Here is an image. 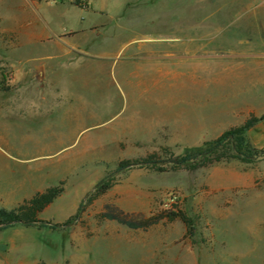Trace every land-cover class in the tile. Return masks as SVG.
<instances>
[{
	"label": "rangeland",
	"instance_id": "obj_1",
	"mask_svg": "<svg viewBox=\"0 0 264 264\" xmlns=\"http://www.w3.org/2000/svg\"><path fill=\"white\" fill-rule=\"evenodd\" d=\"M61 48L25 0H0V140L7 142L0 166L18 164L17 149L37 157L46 143L57 153L47 160L58 168L51 187L62 190L37 214L48 225L0 228V264H264V149L195 170L169 164L256 118L246 103L260 112L263 100L253 99L261 93L241 88L257 71L214 57L219 47L210 43L211 57L195 61L208 70L176 81L156 75L162 89L155 101L115 118L99 109V122L72 125L60 149L49 130L68 125L27 122L20 111L34 93L41 96L39 85L57 78L38 79L34 71L48 68L47 57ZM106 183L111 188L96 195ZM107 208L141 228L103 219Z\"/></svg>",
	"mask_w": 264,
	"mask_h": 264
},
{
	"label": "crops",
	"instance_id": "obj_2",
	"mask_svg": "<svg viewBox=\"0 0 264 264\" xmlns=\"http://www.w3.org/2000/svg\"><path fill=\"white\" fill-rule=\"evenodd\" d=\"M25 4L62 48L47 57L48 68L34 71L35 76L41 70V77L57 78L39 85L41 96L34 93L36 100L27 99L20 114L27 122L42 119L43 124L68 125L49 130L50 143L58 148L68 147L72 125L96 119L88 124H97L99 109L115 118L155 101L154 92L162 89L154 82L156 75H170L176 81L178 74L193 79L195 68L208 70L209 64L195 61L208 60L209 44L217 43L214 57L234 60L235 69L257 71L241 90L261 93L253 99L263 100L260 112L258 105L246 103L258 119L246 139L251 148L264 149V0H25ZM28 37L35 40L34 35ZM38 148V156L31 159L17 149L22 157L18 164L0 166V208L14 209L54 184L56 175L51 172L58 168L47 160L57 153L46 143ZM32 160L38 163L31 164Z\"/></svg>",
	"mask_w": 264,
	"mask_h": 264
},
{
	"label": "trees",
	"instance_id": "obj_3",
	"mask_svg": "<svg viewBox=\"0 0 264 264\" xmlns=\"http://www.w3.org/2000/svg\"><path fill=\"white\" fill-rule=\"evenodd\" d=\"M78 4V2H74ZM258 122L257 118L246 121L243 125L231 129L228 132L223 133L215 140L205 142L202 147L186 151L182 155L172 156L169 164L172 168H186L190 170L198 169L202 166L210 164L212 162H218L221 160L229 161L237 159L244 161L249 157L241 158L243 151L248 149L250 152H257L259 150L253 149L249 146L246 133ZM144 164H148L144 162ZM155 164V163H154ZM160 171L166 169L158 168ZM97 194H103L111 188L110 183L98 186L96 189ZM60 188L50 187L41 193H36L30 200L25 201L18 207L7 210L0 208V228L13 227L16 225H35L41 227L48 225L39 219V214L45 207H47L60 193ZM101 217L108 221H114L120 225H123L129 229H139L140 224L133 220H127L123 217L122 213H117L113 209L107 208L102 213ZM183 222L191 229L189 220L182 217Z\"/></svg>",
	"mask_w": 264,
	"mask_h": 264
},
{
	"label": "water",
	"instance_id": "obj_4",
	"mask_svg": "<svg viewBox=\"0 0 264 264\" xmlns=\"http://www.w3.org/2000/svg\"><path fill=\"white\" fill-rule=\"evenodd\" d=\"M42 74V71L41 70H39L37 73H36V77L38 78V79H40L41 78V75Z\"/></svg>",
	"mask_w": 264,
	"mask_h": 264
},
{
	"label": "built area",
	"instance_id": "obj_5",
	"mask_svg": "<svg viewBox=\"0 0 264 264\" xmlns=\"http://www.w3.org/2000/svg\"><path fill=\"white\" fill-rule=\"evenodd\" d=\"M52 1H59V0H52Z\"/></svg>",
	"mask_w": 264,
	"mask_h": 264
}]
</instances>
